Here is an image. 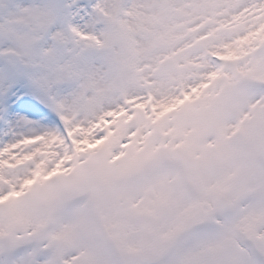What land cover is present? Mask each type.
I'll return each instance as SVG.
<instances>
[{"label": "snow or ice", "instance_id": "obj_1", "mask_svg": "<svg viewBox=\"0 0 264 264\" xmlns=\"http://www.w3.org/2000/svg\"><path fill=\"white\" fill-rule=\"evenodd\" d=\"M0 264H264V0H0Z\"/></svg>", "mask_w": 264, "mask_h": 264}]
</instances>
